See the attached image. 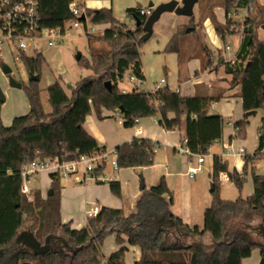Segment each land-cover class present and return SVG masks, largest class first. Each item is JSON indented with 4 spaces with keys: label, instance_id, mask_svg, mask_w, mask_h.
Wrapping results in <instances>:
<instances>
[{
    "label": "trees",
    "instance_id": "trees-1",
    "mask_svg": "<svg viewBox=\"0 0 264 264\" xmlns=\"http://www.w3.org/2000/svg\"><path fill=\"white\" fill-rule=\"evenodd\" d=\"M39 2L43 27H61L75 18L70 12L73 0ZM199 2L202 23L210 19L224 39L233 33L230 30L231 12L246 9L245 20L238 23L242 38L235 63L220 60L225 73L232 78L230 88L241 86L239 94L246 115L236 125L243 132L248 116L256 114L264 105V41L258 36V28L264 23V5L260 0H223L218 5L214 0ZM216 6H222L227 13L225 24L219 22L214 11ZM140 9V6L132 7L127 13L140 17L144 24L147 17L140 15ZM86 14L95 25L110 24L105 34L88 36L91 46L99 43L100 47L90 58L82 56L78 61L80 66L91 69L95 78L77 81L72 88V97L67 95L58 79L53 81L47 88L50 106L47 110L39 83L45 56L42 52L34 56L21 52L20 61L30 74L27 82L21 80L30 101V111L5 126L1 118L4 102L0 97V264H22L24 261L32 264H102V247L105 239L112 235L119 245L128 243L140 247L141 257L135 264H243L256 248L264 257V174L256 173L252 167L253 193L246 199L240 197L229 201L221 195L222 172L228 174L229 180L240 191L243 189L248 176L247 165L254 160L251 154L245 157L241 174L236 169L230 170L229 162L218 155L213 157V201L206 208L202 229L184 223L171 210L174 193L164 176L157 185L142 190L136 212L127 214L122 208L104 205L96 215L88 217L82 229L71 228L69 223L62 222L59 174L51 175L53 194H47V198L40 190H34V201H29L22 193L25 165L55 158L69 161L82 154L106 150L85 127L86 118L92 111L102 120L104 109L112 113L119 110L127 128L134 127L141 118L158 116L159 124L165 129H176L185 118L189 148L207 155L223 136L225 119L220 114H211L210 109L212 104L225 97V89L210 90L199 86L195 96H182L170 86L150 94L123 93L120 81L128 72L145 78L139 47L152 35H148L143 26L129 28L114 16L112 8H87ZM193 17L190 27L195 32ZM187 28L179 30L166 46L167 52L178 54L180 67L183 52L180 42L183 33H188ZM200 47L198 57L202 69L206 70L213 63L211 51L205 44ZM32 74L39 75L40 79L33 81ZM107 81L112 82V90L107 88ZM170 113H174V117ZM261 142L263 144V137ZM155 144L160 143L137 137L120 143L116 148L118 168L151 167L156 162ZM105 167V164L99 167L96 174H102ZM109 183L111 193L122 197L121 182L112 180ZM23 231L32 232L47 250L41 252L18 243L17 238ZM206 233L214 241L211 252L201 240ZM183 238L189 239L182 243ZM127 250V247H121L113 252L105 258V264H126Z\"/></svg>",
    "mask_w": 264,
    "mask_h": 264
},
{
    "label": "rangeland",
    "instance_id": "rangeland-1",
    "mask_svg": "<svg viewBox=\"0 0 264 264\" xmlns=\"http://www.w3.org/2000/svg\"><path fill=\"white\" fill-rule=\"evenodd\" d=\"M76 3H83L85 1L89 2V0H73ZM99 1V0H98ZM103 2L106 1L111 8H113V14L116 16L122 23L126 24L129 28L136 27L135 21L132 19L131 16L127 13V10L132 7H137L140 5H148L150 0H102ZM156 3L157 1H153ZM214 2L218 4H222L223 0H214ZM159 4V3H156ZM93 5V4H92ZM96 6V5H93ZM215 9V8H214ZM215 11V10H214ZM194 27L195 32L190 33H183L181 37V47H182V59L181 63L182 66L185 65L186 58H193L198 57V54L200 52V46L202 44L206 43L208 46H210L213 50H217L221 48L222 50L218 52L212 53L211 51V59H212V65L207 67L206 70L202 69L201 65V72L210 71L214 72L217 69H220L221 67H224L221 65L219 54H222L223 61L225 62V58L223 54H225L226 57H230V55L233 54L235 49L239 47L240 38L242 37V29L239 28L238 23H241L245 20L247 13L244 10H241L240 14L236 13L235 11L231 12L230 17L233 20V23L230 25V30L233 31L232 34H230L224 41L227 45H231L233 49L229 51H225V44L224 42L220 41L217 38V32L214 30V26L209 19H206L203 23L201 21V5L200 2H198L194 8ZM216 14V13H215ZM236 14V15H234ZM217 15V14H216ZM218 18V16H217ZM192 17L186 16V15H178L175 12H164L163 16L159 21H157L153 26V32L154 34L149 38L147 42L142 44L140 48L141 52V63L144 66V71L146 74V81H148L151 85L159 84L161 83V79L164 78L165 80H168L166 84H162L166 87L168 84L170 87H174L179 84V71L180 69V63L178 54L174 52H167L166 46L168 42L176 36L182 29H185L186 27L192 26ZM219 20V19H218ZM219 22H221L219 20ZM227 22V19L222 24H225ZM262 27V26H261ZM261 27L258 28V36L260 31H262ZM101 28V27H100ZM99 28V29H100ZM261 34V38L264 39V31ZM67 37L60 43L56 45L49 46L45 40L39 41V49L45 56L46 61L42 65V77L39 81L40 87H41V97L44 101V105L47 110L50 109L49 106V99H48V93L47 88L52 84L53 81L59 80L67 93L68 96L72 97V88L76 85L77 81H79L81 78L88 77L89 79H93L96 76L94 75L93 71L91 69H88L86 67H82L77 62V55L79 52L82 53L83 57L90 58L93 52H96L100 47L99 43H95L92 46L90 45L89 38L85 34L83 35L81 33L80 29L72 30L67 33ZM102 34V33H100ZM100 34H97L100 36ZM233 35H237L235 37H230ZM241 36V37H240ZM230 37V38H229ZM205 38V39H204ZM227 40V41H226ZM7 42L0 43V86L6 95V101L2 105L1 110V118L4 125L11 124L12 120L16 116H20L21 114H24L30 109V101L28 100L27 94L25 89L22 87L20 89L14 88L8 84V77L4 74L2 70L3 63H7L13 68L14 74L16 78L20 81L23 80L24 82H27L30 74L27 70V68L24 66V64L20 61V59L17 61L15 59V56L8 52L7 50ZM206 45V44H205ZM209 48V47H208ZM30 56L35 55V51L33 49H28L27 52ZM225 69V67H224ZM224 69H220L218 72V75L214 81H212V87L215 88L216 86L219 87L220 83L224 81L221 77H227V74L225 73ZM198 71L197 74L200 73ZM215 72L210 74V78L215 77ZM126 86L130 87L131 84L129 81H126ZM182 86V85H181ZM199 86H207L205 83H199L197 87ZM229 87H230V81H229ZM122 88V87H121ZM143 89L148 90L149 87L147 84H144ZM239 112V111H238ZM236 111L234 119L239 117V113ZM91 114L95 115V112L92 111ZM262 116V111L257 110V114L253 115L252 123L250 127L249 132V138L247 141V150L249 152V149L252 148L254 145H257V128L260 124ZM255 132V133H254ZM170 147H162L159 149L158 155H163L165 153L171 152ZM223 150V145L220 142H216V144L213 146L211 153H219ZM177 156V155H176ZM175 156V157H176ZM177 158H180L177 156ZM205 162L202 165V171L199 173L196 177L192 178L187 175V168L183 169L182 166L177 168V172H180V174H170L168 175V181L169 186L174 191V195L176 196V205L173 210H175L178 213H184L188 210H192L190 202L193 204L196 202L197 195L203 193V189L206 190V193H208V196L213 199V195L211 192V185H212V169H213V162L212 156H207L205 158ZM229 160V165L231 167L234 166L236 159L235 158H227ZM174 162V161H173ZM176 163V162H174ZM152 167V166H151ZM124 169H131V168H124ZM166 170L165 165L162 162L157 163L155 166L152 167V169H149V171L141 172L145 178V175L147 174L149 178V182H154V185H157L160 181L161 176L164 175V172ZM130 172L124 170L121 171V177L125 181H130L131 173L135 174L134 170H129ZM185 172V173H184ZM47 172L39 171L38 173H34L31 177L30 186H33L34 184H39L40 180L42 179V176L46 175ZM140 174V173H139ZM210 174V176H209ZM116 176L119 177L118 173H116ZM75 175L67 176V175H61L60 180L62 184L69 183V179L75 180ZM204 178V186L203 183L199 185V182H196L197 179ZM211 178V179H210ZM140 179V178H139ZM88 181H96L95 179H87ZM77 182V183H76ZM75 184H80L76 180ZM35 190H37L35 188ZM221 195L222 198L229 201L237 200L238 198L242 197L244 199L248 198L250 194L253 193V180L252 176L250 175L244 188L240 191L234 182H231L227 180L226 178L222 177V184H221ZM210 207V205L208 206ZM136 212V211H133ZM86 216V213L83 212ZM203 218L197 219V216L195 215L194 222L195 224L199 223L202 225L203 228L204 225L202 224ZM173 235H170V239ZM211 235L209 233H206L202 237V241L206 243V249L208 252L212 251L213 245L212 242H214L210 237ZM189 239V238H188ZM188 239H182V243H186ZM113 237H109L105 239L104 247H103V253L106 255H110L114 250L112 249V246L115 244ZM114 243V244H113ZM130 255H127V264H134L133 259L129 257ZM103 260V258H102ZM105 260H103V263ZM102 263V264H103Z\"/></svg>",
    "mask_w": 264,
    "mask_h": 264
},
{
    "label": "crops",
    "instance_id": "crops-1",
    "mask_svg": "<svg viewBox=\"0 0 264 264\" xmlns=\"http://www.w3.org/2000/svg\"><path fill=\"white\" fill-rule=\"evenodd\" d=\"M153 1L155 0H150V2H153ZM156 1H157L156 3L161 4V3H164L170 0H156ZM149 3L146 6L140 5V4L138 6H140L141 8H147L149 6ZM156 3L155 5H159ZM260 3L264 5V0H260ZM77 4L81 6H85L86 8H92L96 10H99L100 8H111L110 5L106 1L103 2L102 0H99V1L89 0V2L85 1L83 3H77ZM92 4L96 6H93ZM244 11L246 12V9ZM215 13L218 16V19L224 23V21L227 19V13H225L224 8L222 6H216ZM209 21L211 20L209 19ZM97 27L98 28L101 27L102 29L106 30L110 28V24L102 23L100 25H97ZM261 29L262 31H264L263 28ZM214 30H215V26H214ZM262 31H260L259 33V39L261 41L262 40L264 41V39L261 38V34L263 33ZM235 36L237 35H233L230 37L233 38ZM217 38L220 41L224 42L225 45H227L226 42L224 41L225 39L222 38L220 35H218V33H217ZM241 38H240V42H241ZM240 42H239V45H240ZM205 44L206 46H208V44L206 43V39H205ZM208 47L210 51H212V53L214 52L219 53L222 50L221 48H219L217 51V50H213L210 46ZM239 48L240 46L235 49V51L233 52L232 55H230V57H226L225 54H223L224 58L230 59L232 57H235ZM7 50L8 52H10L11 54L15 56V52L12 50L9 44H7ZM219 56H221L219 58L223 60L222 54L221 55L219 54ZM201 65L202 63L199 57L198 58L193 57L190 59L186 58L185 65L180 67L181 70L179 71V77H178L179 84L171 88L174 90L176 88H179L182 96L183 95L184 96H195L194 94L197 90V85L199 83H205L207 85L206 86L207 88H209L210 90H213L214 88L212 87V81H214L215 78L219 76L218 75L219 70L221 68L224 69V67H221L220 69L215 70L214 72L216 75L214 78L211 79L210 74L214 72H210V71L201 72L200 71ZM198 71H200L199 74H197ZM143 73L145 77L144 80H146L144 66H143ZM127 74L120 81V87H127L126 86V81L128 80ZM220 78H223L224 81L220 83L219 87L216 86L215 89H225V93H224L225 97L221 101L215 102L214 104H212L210 111H211V114H214V115L220 114L225 119V125H224L225 128H224L223 136L220 140L216 141V142L222 143L223 150L219 153L217 152V153L212 154L211 153L212 148L216 144L214 143L208 155L212 156V160H213L214 156L216 155L220 156L224 151H226L225 146L228 144L233 145V148L235 150L244 148L247 153L244 157H239V156L231 157V158H235L236 162L233 167L230 166V170L236 169L238 173L241 174L246 164L245 157L251 154L252 152L256 151L257 149L264 146V132H263V126H262L263 112H262L260 124L258 125L259 127L257 128V134H256L257 135V145H254L252 148H250L248 152L247 141L249 138V132H250V127H251L250 125L252 123L253 115H256L257 112L256 114L248 116V119H247L248 124L246 126L247 127L246 130L243 132L240 131V128L237 127L236 124L237 122L245 119V115H246L245 110H243V99L239 94L241 90V86L237 85L235 87L230 88L229 81L231 82L232 78L229 75H227V77L220 76ZM167 82L168 80H166V83ZM166 86H169V85L167 84ZM162 87L164 88L165 86L162 85ZM29 111L30 109L24 114H27ZM236 111L237 112L239 111L238 112L239 117L234 119ZM24 114H21V115H24ZM102 114L104 116L102 120L97 117V114L88 115L86 118L85 127L98 140L100 146L102 147L105 146L106 149L111 152L110 159H116V148L118 147L120 143L125 142V141H131L135 139V137H137V138H144V139H149V140L152 139L154 141H158L162 145V147H166V148L170 147L169 150L171 152L165 153L161 156L158 155L159 152L157 151V154L155 157L156 162L154 165H152L153 167L157 163L159 164V162H162L165 165L166 170L163 176L166 177L168 186H169L168 175L180 174V172H177V168L180 167V165L182 166L183 169L187 168V161H185V159L182 156L177 154L175 150V147L177 146V144H179L181 137L186 135L185 118H183V123L181 127L176 128V129H165L163 126L159 124L158 116L141 118L135 124L134 127L127 128L123 124L119 123L118 118L115 116V114L112 113V111L104 109L102 111ZM170 116L174 117V113H170ZM16 117H14V119ZM14 119L12 120L11 124L13 123ZM7 123L8 122H6L5 126L11 125ZM262 137H263V144L261 142ZM167 142H169V144L166 145ZM176 155L179 156L180 158H177ZM173 161L176 163H174ZM225 161L229 162L227 158L225 159ZM253 163H254V160H250L249 164L247 165V168H248L247 180L249 176L251 175L252 167L254 166ZM152 167H137L136 169L131 168L132 170L135 171V174L131 173L130 181L129 180L125 181L121 177V171L126 170L130 172L129 170L131 169L119 168L115 170L113 166L111 165V163H109L107 164L106 168L103 171V175H102L104 177L103 180H96V181L87 180V181L80 182L74 177L75 180L69 179L70 182L67 184L61 183L62 185L61 196L62 197H61L60 213H61L62 222L65 224L69 223L71 225V228L82 229L87 224L88 217L92 215H96L98 211L101 209V207L104 205L112 207V208H117V209L122 208L127 214L134 213L133 211H136V203L138 199L140 198V196L142 195L141 194L142 190L140 189V184H141L140 176L141 175L143 176L142 173L149 171V169H152ZM42 172H47L48 173L47 176L46 175L42 176V179L40 180L39 184H34L33 186H31V188L33 190H35V188L37 190H40L42 196L47 198L46 196L49 193V190L51 189V185L53 182V180L51 179V175L54 173L51 171H42ZM116 173H118L119 177L116 176ZM159 178L161 180L162 176ZM195 178L197 177L195 176ZM76 180L80 184H75ZM112 180L121 182L122 195H123L122 197L119 198L111 193L109 182ZM252 180H253V176H252ZM145 182H146L147 189H150L154 185L153 181L149 182V178L147 174L145 175ZM196 182H199L200 183L199 185L203 183V186H204V178H201V179L199 178L197 179ZM172 192L174 191L172 190ZM176 199L177 198L174 195V201H173V204L171 205V210H173L176 205V201H177ZM212 201L213 199L210 198L208 196V193H206V190L203 189V193L197 195L196 202L194 204L193 202L189 203L191 204L192 210H188L187 212L185 211L184 213H178L175 210H173V212L176 216L180 217L184 223H187L191 226L198 225L202 229L201 227L202 225H200L199 223L195 224L194 222L195 215L197 216V219H199V221L200 219L203 218L202 224H204V214H205L206 208H208V206L211 205ZM83 212L86 213V216L84 215ZM255 222L259 223V220H256ZM110 237L114 238L113 242L115 244L113 243L114 245L112 246V249L114 250L113 252L121 249V247H127L128 250L125 255V260L127 259L128 254L130 255L129 257L133 259L134 264L138 260H140L141 249L139 246L138 247L131 246L128 243L119 245L116 243L115 235H112ZM103 247H102V251H103ZM108 256L109 255H106L105 253L102 252L103 259L107 258ZM263 258L264 257L261 255V250L259 248H256L252 251L251 257L243 260V264H261ZM126 264H127V260H126Z\"/></svg>",
    "mask_w": 264,
    "mask_h": 264
},
{
    "label": "built area",
    "instance_id": "built-area-1",
    "mask_svg": "<svg viewBox=\"0 0 264 264\" xmlns=\"http://www.w3.org/2000/svg\"><path fill=\"white\" fill-rule=\"evenodd\" d=\"M86 7L78 5L73 2L70 5V12L75 17L67 21L61 27L46 28L42 26V18H40V2L39 0H0V43L7 42L12 50L15 52V59H20L21 52H27L28 49H33L35 53L41 52L39 49V41L45 40L49 46L60 44L66 37L67 33L72 30L80 29L81 33L86 36L105 34V30L98 28L97 25L91 23V17L86 14ZM153 8H141L140 15L146 16L147 19L152 13ZM236 15V14H234ZM84 17V18H83ZM131 20L135 21V17L131 16ZM232 46L225 45V51H230ZM1 51V49H0ZM225 62L235 63V57L226 59ZM127 79L130 82V87H120L123 93L140 91L145 94L156 93L162 89V84L166 83L165 79H161V83L151 85L143 78L137 77L131 72L127 74ZM264 77V76H263ZM144 84L149 87L148 90L143 89ZM264 85V78H263ZM180 92L179 88L175 89ZM263 112V132H264V105L261 107ZM118 118L119 123L124 124L125 118L120 114L119 110L114 112ZM139 120L136 121V123ZM187 136L181 137L179 144L175 147L176 153L182 156L187 161V175L195 178L202 171V165L206 161L207 154L203 152H193L188 144ZM169 142L166 143V145ZM162 148L161 144H155V150L159 151ZM225 150L219 157L225 161L228 157L239 156L244 157L247 153L244 148L235 150L233 145L228 144ZM111 152L106 150L82 154L69 161H60L59 158L46 161H34L25 165L22 169V179L24 181L22 186V193L29 201H34V190L30 186V179L34 173L39 171H51L54 174L61 175H75V178L80 181H87V179L103 180L102 174L97 175L96 170L103 164L111 163L113 168H118L116 159H110ZM254 158V167L256 172L264 174V146L259 150L251 153ZM106 168V167H105ZM223 178L229 179L227 173L222 172ZM105 260V259H103ZM105 262V261H104ZM104 264V263H103Z\"/></svg>",
    "mask_w": 264,
    "mask_h": 264
},
{
    "label": "water",
    "instance_id": "water-1",
    "mask_svg": "<svg viewBox=\"0 0 264 264\" xmlns=\"http://www.w3.org/2000/svg\"><path fill=\"white\" fill-rule=\"evenodd\" d=\"M200 0H170L164 3H161L159 5H155L154 2H150L149 3V7L153 8L152 13L150 14V16L148 17V19L146 20V22L143 24V20L140 17H135V25L136 27H140L143 26V29L145 30V32L148 33V35H153V26L154 24L159 21L161 19V17L163 16L164 12H175L178 15H186L189 17H193L194 16V8L196 6V4L199 2ZM84 18V17H83ZM264 29V23L262 24V27ZM194 30V28L188 27L186 29L187 32H192ZM82 58V53L79 52L76 59L77 62ZM2 70L4 72V74L8 77V84H10V86L14 87V88H22L23 87V83L22 81L18 80L14 74V70L13 68H11V66L7 63H3L2 65ZM31 78L33 81L39 80L40 77L39 75H31ZM106 86L109 90H112V82L111 81H107ZM0 97L2 99L3 102L6 101V95L4 94L1 86H0ZM141 184H140V189L144 190L146 188V182H145V178L141 175ZM214 186L213 184L211 185V191H213ZM49 195L53 194V189L49 190ZM18 243H22V244H27L28 246L36 249L37 251H41V252H45L47 250V246L42 245L34 236V234L30 231H23V233L20 234V236L17 238ZM22 264H32V262H28V261H24V263ZM261 264H264V258L262 259Z\"/></svg>",
    "mask_w": 264,
    "mask_h": 264
}]
</instances>
